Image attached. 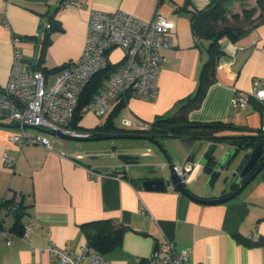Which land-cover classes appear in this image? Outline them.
Wrapping results in <instances>:
<instances>
[{"label":"crops","instance_id":"obj_1","mask_svg":"<svg viewBox=\"0 0 264 264\" xmlns=\"http://www.w3.org/2000/svg\"><path fill=\"white\" fill-rule=\"evenodd\" d=\"M72 1L80 6L61 7L62 0H0V88L7 83L11 69L13 36L20 39L24 63L35 64L39 59L35 44L43 36L42 24L47 16H54L62 30L51 35V43L43 54L42 66L50 70L80 57L91 11L122 10L145 21L152 20L156 11H160L175 24L174 44L162 52L164 64L157 82L156 99L144 101L125 93L111 102L104 120L123 102L115 125L135 130V125L173 114L180 101L196 92L202 66L210 58V52L207 41H196L187 11L203 9L210 0ZM237 4H241L242 10L244 5L254 6L256 0ZM26 37L34 38L21 39ZM219 45L222 53L217 61L215 82L207 89L200 107L188 113V120L228 122L238 128L216 136L255 134L261 124V105L252 100L241 109L232 105V99L237 94L248 93L254 80L264 88V24L251 29L236 42L223 38ZM108 57L112 63H118L121 50L113 47ZM58 74H44L47 83ZM106 85L107 81L101 89ZM123 119L131 125H124ZM0 123L14 125L4 118H0ZM81 123L80 120L78 125L82 129L79 130L85 129ZM16 132L17 128L0 126V201L20 203L25 211L22 222L31 223L32 230L27 240L17 236L10 245L0 234V264H51L46 252L50 244L76 251L86 244L81 226L100 220L127 227L120 244L104 256L110 264H136L168 237L178 251H190L187 264H264V169L260 173L263 175L252 180L237 198L221 204H201L170 185L163 191L143 189L137 178L159 177L147 175L149 172L133 171L125 176L105 170L140 165L164 171L165 156L147 139L128 138L139 142L136 150H123L116 159L107 153L79 152L59 140L52 142L51 150L25 146L18 152L9 140ZM160 142L174 165L185 161L193 163L185 183L191 193L215 199L228 190L223 178L208 185L210 173L206 172L201 159L214 145L213 159L218 160L232 147L230 144L190 137H167ZM4 152L14 157L13 168L4 165ZM247 153L249 150L237 151L230 170ZM8 214L5 209L1 210L3 230H10L13 225L10 214L11 222L5 223ZM255 232L258 240L251 244L242 241Z\"/></svg>","mask_w":264,"mask_h":264},{"label":"built area","instance_id":"obj_2","mask_svg":"<svg viewBox=\"0 0 264 264\" xmlns=\"http://www.w3.org/2000/svg\"><path fill=\"white\" fill-rule=\"evenodd\" d=\"M79 7L78 2L62 0L66 5ZM175 24L160 11H156L150 21L139 19L122 10L90 12L88 30L80 57L69 62L51 83H47L43 73L33 70L24 63L19 48L20 39L13 36V60L5 86L0 88V118L19 125L17 132L9 140L20 152L25 146H41L52 149L54 140H61L43 132H58L70 137H92L88 130L73 128L80 95L92 78L112 66L113 70L107 85L96 92L81 114L91 111L98 117H104L111 108V102L127 93L144 101H154L157 96V82L164 64L162 52L173 47ZM117 47L122 57L118 63H112L108 57L110 49ZM250 100L261 105V124L259 130L264 133V88L254 80L250 91L237 94L232 105L245 109ZM123 124L131 123L123 119ZM135 130L147 131L150 123L143 122L134 126ZM5 166L14 167V157L3 153ZM193 163L185 161L175 165L176 176L186 183V175ZM95 174V173H92ZM8 213L16 210L14 205L5 207ZM32 230L31 223H24L20 237L28 239ZM0 234L10 245L17 237L9 230L0 229ZM255 232L248 241L258 240ZM51 264H110L101 255L83 244L76 251H67L50 244L46 248ZM189 250L178 251L171 238L159 243L153 252L136 264H187Z\"/></svg>","mask_w":264,"mask_h":264},{"label":"trees","instance_id":"obj_3","mask_svg":"<svg viewBox=\"0 0 264 264\" xmlns=\"http://www.w3.org/2000/svg\"><path fill=\"white\" fill-rule=\"evenodd\" d=\"M234 1L244 3L247 0H210L209 5L203 9L187 11L196 41H207L209 43L208 50L210 52V58L202 66L198 86L193 95L180 101L173 114L162 115L155 118L150 122V129L147 131L124 129L115 125L114 120L118 116L120 109L123 108L124 103L121 102L100 125L88 130L91 132L92 137L96 135H114L117 136V138L127 139L151 138L159 143H161V138L190 137L195 139H209L215 142H226L232 147H235L238 151H251L257 143H262L264 147V133L260 130L255 131V134L251 135L216 136L223 131H236L238 128L228 122H190L187 117L191 110L200 107L207 89L215 82L217 61L222 53L219 41L226 38L232 43L236 42L237 39L241 38L251 29L264 24V0H256L254 6L247 7L244 5L241 14L230 11L229 5L234 3ZM42 30L43 36L41 40L35 44L39 50V59L37 63L31 64L30 67L43 74L60 72L68 63H64L50 70L42 66L43 54L51 43V35L62 30L60 24L54 16H47L45 24H42ZM33 38L34 37H26L21 39L33 40ZM112 70L113 67L109 66L95 75L83 90L77 106L73 128L77 130L82 129V127L78 125V122L82 118L81 112L83 108L89 103L92 96L103 87ZM213 165L214 163L212 160L209 166L205 167L206 172L210 173V167ZM232 186L234 189H237L235 184ZM8 205H14L16 207L15 211L9 213L13 218V225L9 231L20 236L23 233L24 226L22 222L25 215L24 207L20 203H15L13 200H3L0 201V213L1 210L5 209ZM81 227L85 233L88 247L103 258L120 244L123 233L127 230V227L122 225L121 227L118 225L116 226L111 220L94 221L83 224ZM0 229H2L1 220ZM242 241L246 244H251L248 240Z\"/></svg>","mask_w":264,"mask_h":264},{"label":"water","instance_id":"obj_4","mask_svg":"<svg viewBox=\"0 0 264 264\" xmlns=\"http://www.w3.org/2000/svg\"><path fill=\"white\" fill-rule=\"evenodd\" d=\"M2 127H11V128H19V125H6L0 123ZM44 133L49 134L51 136H56L61 140H70V141H100L106 139H116L117 136L114 135H96L93 137H70L58 132H49L43 130ZM153 145H155L161 153L166 158V169L168 171V176H159V177H143L139 180V184L141 187L148 191H163L166 188V185H170L176 191L182 193L187 196L192 201L201 204H221L228 202L232 199L237 198L242 191L249 185V183L254 180L264 169V147L262 143H257V145L249 151L246 155H244L241 162L232 170H230V166L232 165L234 158L237 153V149L235 147H228L221 157L218 160H214V153L216 147L212 145L207 150L204 157L201 159V163L206 167L209 166L210 162L213 160L214 165L210 167V175L208 178V185H214L218 180L223 178L225 180V186L228 188L231 184H235L237 189L229 195H221L215 199H204L200 198L193 193H191L187 188L185 182L181 181L175 174L174 164L171 162L170 158L166 154V150L163 145L156 140L151 138L147 139ZM129 168V169H128ZM132 170L133 171H146L149 173L160 172L161 168L149 169L147 167H142L140 165L134 166H123V167H115L105 169L106 171H110L112 173H119L121 170ZM226 174V175H225Z\"/></svg>","mask_w":264,"mask_h":264},{"label":"rangeland","instance_id":"obj_5","mask_svg":"<svg viewBox=\"0 0 264 264\" xmlns=\"http://www.w3.org/2000/svg\"><path fill=\"white\" fill-rule=\"evenodd\" d=\"M238 1H234L231 5H229V9L232 12L241 13V4H237ZM240 3V2H239ZM258 15V13H257ZM103 117L96 116L93 112H87L84 117L81 119V124L85 130H89V128H94L100 125L103 122ZM63 144L67 146H73L79 150V152H84L87 154H91L93 152L97 153H107L106 155H110L112 157H116L118 159V154L123 150H136V144L139 143L134 139L127 138H116V139H106L100 141H70V140H60ZM125 152V151H124ZM93 156V155H90ZM99 156V155H98ZM95 157V156H94ZM97 157V156H96ZM150 176H168V171L165 169L164 171L147 173ZM263 174H260V176ZM260 179V178H259ZM9 215V214H8ZM5 215V223L11 222V216Z\"/></svg>","mask_w":264,"mask_h":264},{"label":"flooded vegetation","instance_id":"obj_6","mask_svg":"<svg viewBox=\"0 0 264 264\" xmlns=\"http://www.w3.org/2000/svg\"><path fill=\"white\" fill-rule=\"evenodd\" d=\"M124 166H127V165H124ZM129 167V166H128ZM129 169V168H128ZM121 173H122V175H125V176H128V175H130L131 173H133V169L132 170H121L120 171ZM141 178H143V177H139V178H137V181L139 182V180L141 179ZM233 184H231L230 186H229V188H228V190L223 194V195H229V194H231L232 192H234L236 189H234L233 188V186H232Z\"/></svg>","mask_w":264,"mask_h":264}]
</instances>
